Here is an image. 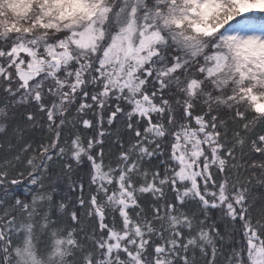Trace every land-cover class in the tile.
<instances>
[{
  "label": "snow or ice",
  "instance_id": "6c2138e0",
  "mask_svg": "<svg viewBox=\"0 0 264 264\" xmlns=\"http://www.w3.org/2000/svg\"><path fill=\"white\" fill-rule=\"evenodd\" d=\"M0 264H264V0H0Z\"/></svg>",
  "mask_w": 264,
  "mask_h": 264
}]
</instances>
